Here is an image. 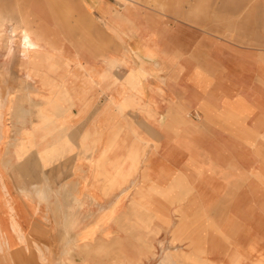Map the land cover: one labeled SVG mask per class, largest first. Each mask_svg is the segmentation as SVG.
I'll return each mask as SVG.
<instances>
[{
  "label": "crops",
  "instance_id": "1",
  "mask_svg": "<svg viewBox=\"0 0 264 264\" xmlns=\"http://www.w3.org/2000/svg\"><path fill=\"white\" fill-rule=\"evenodd\" d=\"M74 1L87 28L82 33L116 35L126 66L167 65L168 87L154 75L113 71L97 90L104 61L116 58L97 61L83 50L65 84L67 97L77 103L56 114L54 135L27 125L25 136L42 133L39 147L28 149L25 139L17 149L16 129L9 124L3 144L0 129V264H159L161 257L165 264H179L155 250L171 237L160 229L177 225L169 212H161L175 206L160 196L174 193L185 176L177 152L188 149L191 137L176 135L166 119L189 112L193 99L201 114L217 115L224 112V98L236 106L253 97L250 82L256 76L250 70L264 81V55L241 61L246 77L236 53L227 57L221 43L193 45L190 32L154 25L150 14L136 9L137 0ZM163 32L167 41L159 38ZM193 64L203 72L196 80L186 68L178 77L172 74L176 66ZM96 97L105 99L98 110ZM203 178L190 188L213 209L222 186L212 175ZM203 254L206 261L219 256Z\"/></svg>",
  "mask_w": 264,
  "mask_h": 264
},
{
  "label": "rangeland",
  "instance_id": "2",
  "mask_svg": "<svg viewBox=\"0 0 264 264\" xmlns=\"http://www.w3.org/2000/svg\"><path fill=\"white\" fill-rule=\"evenodd\" d=\"M134 4L150 14L154 25L190 32L193 45L201 41L221 43L227 57L236 53L239 65L247 56L264 55V0H137ZM78 14L74 0H0L1 144L6 141L9 124L16 129L17 149H22L25 139L28 149L39 147L42 133L38 130L25 136L27 125L54 135L56 114L77 103L67 97L65 84L68 74L79 68L77 60L83 50L97 61L116 58L104 61L97 90L105 88L113 71L145 79L154 75L168 87L170 67L126 66L120 58L124 51L117 47L119 38L82 33L87 28ZM21 30L35 43L28 54L18 47L16 36ZM167 36L163 32L159 38L167 41ZM148 56H152L149 51ZM242 67L241 75L247 77L246 67ZM185 68L194 80L203 73L193 64L176 66L172 74L178 77ZM253 74L256 78L250 88L254 96L239 99L236 106L224 98L223 114L203 115L193 99L189 112L166 119L176 135L191 139L186 141L188 149L182 146L177 152V164L185 176L177 182L174 193L160 196L165 205L175 206L161 211L169 212L168 217L177 224L160 229L171 234L172 240L161 241L154 249L158 254L173 255L179 264H264V81L251 69L250 76ZM28 91L30 96L24 97ZM92 100L97 110L105 105L103 98ZM211 169L215 170L209 172ZM206 173L222 186L213 209L206 208L207 201L189 184L201 182ZM203 250L219 256L206 261ZM165 262V258L159 259V264Z\"/></svg>",
  "mask_w": 264,
  "mask_h": 264
},
{
  "label": "bare ground",
  "instance_id": "3",
  "mask_svg": "<svg viewBox=\"0 0 264 264\" xmlns=\"http://www.w3.org/2000/svg\"><path fill=\"white\" fill-rule=\"evenodd\" d=\"M15 36H12V38ZM17 40L19 42L18 47L20 52H27L29 49H33L35 43L28 37L25 31L21 30L19 34H17ZM21 54V53H20Z\"/></svg>",
  "mask_w": 264,
  "mask_h": 264
}]
</instances>
